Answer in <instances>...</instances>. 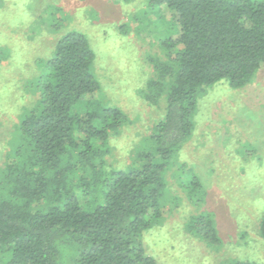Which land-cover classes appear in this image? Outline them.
<instances>
[{
	"label": "trees",
	"instance_id": "1",
	"mask_svg": "<svg viewBox=\"0 0 264 264\" xmlns=\"http://www.w3.org/2000/svg\"><path fill=\"white\" fill-rule=\"evenodd\" d=\"M147 8L164 59L149 55L154 75L144 94L166 107L130 166L108 160L111 136L130 119L105 100L88 36L68 31L50 56L35 59L40 73L24 86L35 101L18 115L0 168V264H161L144 240L170 211L167 176L194 135L199 96L222 81L242 89L264 66V0H149ZM54 10L48 22L59 32ZM4 39L2 63L12 53ZM181 187L194 204L206 202L196 175ZM187 229L211 248L223 243L213 213ZM258 234L264 240V214Z\"/></svg>",
	"mask_w": 264,
	"mask_h": 264
},
{
	"label": "rangeland",
	"instance_id": "2",
	"mask_svg": "<svg viewBox=\"0 0 264 264\" xmlns=\"http://www.w3.org/2000/svg\"><path fill=\"white\" fill-rule=\"evenodd\" d=\"M148 1L0 0V35L12 47L10 58L0 61V73H5L0 77V168L11 151L18 115L35 101L24 89L27 79L40 73L35 59L50 56L71 30L88 36L105 100L130 119L111 136L108 160L119 169L134 162L137 148L163 119L166 107L164 98L154 106L144 94L154 75L149 55L164 59L150 31L148 19L155 17L148 13ZM55 6L60 9L55 16L64 22L59 32L48 22ZM194 120V135L167 176L166 195L173 204L163 223L146 233L145 248L161 264H230L235 259L264 264V240L258 234L264 214V66L242 89L225 81L207 88ZM193 174L208 192L202 205L181 187ZM209 212L222 238L218 248L187 229L193 217Z\"/></svg>",
	"mask_w": 264,
	"mask_h": 264
}]
</instances>
